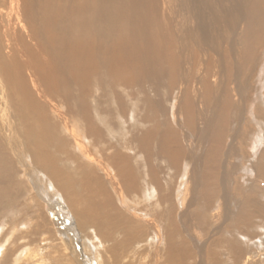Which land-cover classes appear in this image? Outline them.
Returning <instances> with one entry per match:
<instances>
[{
	"label": "bare ground",
	"instance_id": "bare-ground-1",
	"mask_svg": "<svg viewBox=\"0 0 264 264\" xmlns=\"http://www.w3.org/2000/svg\"><path fill=\"white\" fill-rule=\"evenodd\" d=\"M0 264H264V0H0Z\"/></svg>",
	"mask_w": 264,
	"mask_h": 264
},
{
	"label": "rangeland",
	"instance_id": "rangeland-1",
	"mask_svg": "<svg viewBox=\"0 0 264 264\" xmlns=\"http://www.w3.org/2000/svg\"><path fill=\"white\" fill-rule=\"evenodd\" d=\"M26 207H27V206H26ZM26 207H24L25 210H26ZM27 208H28V207H27ZM32 210H33V209L29 208V211H30V213H31L30 215H33ZM27 211H28V210H27ZM29 211H28V212H29ZM33 216H35V215H33ZM3 219H4V218H3Z\"/></svg>",
	"mask_w": 264,
	"mask_h": 264
}]
</instances>
